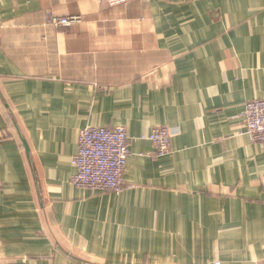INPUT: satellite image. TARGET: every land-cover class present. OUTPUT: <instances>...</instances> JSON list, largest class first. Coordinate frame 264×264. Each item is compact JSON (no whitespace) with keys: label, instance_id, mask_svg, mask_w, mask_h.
Masks as SVG:
<instances>
[{"label":"crops","instance_id":"obj_1","mask_svg":"<svg viewBox=\"0 0 264 264\" xmlns=\"http://www.w3.org/2000/svg\"><path fill=\"white\" fill-rule=\"evenodd\" d=\"M256 100L264 0H0V264H264ZM118 126L122 191L75 188L80 132Z\"/></svg>","mask_w":264,"mask_h":264},{"label":"built area","instance_id":"obj_2","mask_svg":"<svg viewBox=\"0 0 264 264\" xmlns=\"http://www.w3.org/2000/svg\"><path fill=\"white\" fill-rule=\"evenodd\" d=\"M107 1L111 5H117L132 0ZM80 20V17H60L48 13L45 25L62 28ZM244 117L246 134L251 142L264 144V100L247 103ZM174 135L175 131L168 127H157L142 139L155 146L158 157H164L172 150ZM130 156V137L126 127H86L79 134L78 152L72 159L75 173L71 183L77 189L120 193Z\"/></svg>","mask_w":264,"mask_h":264}]
</instances>
